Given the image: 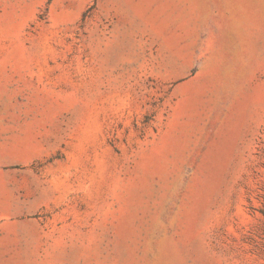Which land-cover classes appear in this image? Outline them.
I'll return each instance as SVG.
<instances>
[{"label": "rangeland", "instance_id": "374dc122", "mask_svg": "<svg viewBox=\"0 0 264 264\" xmlns=\"http://www.w3.org/2000/svg\"><path fill=\"white\" fill-rule=\"evenodd\" d=\"M0 264H264V0H0Z\"/></svg>", "mask_w": 264, "mask_h": 264}]
</instances>
